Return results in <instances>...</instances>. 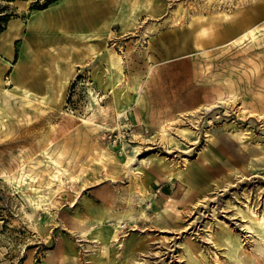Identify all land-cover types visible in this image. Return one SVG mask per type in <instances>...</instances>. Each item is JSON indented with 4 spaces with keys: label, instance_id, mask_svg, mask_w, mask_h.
<instances>
[{
    "label": "rangeland",
    "instance_id": "rangeland-1",
    "mask_svg": "<svg viewBox=\"0 0 264 264\" xmlns=\"http://www.w3.org/2000/svg\"><path fill=\"white\" fill-rule=\"evenodd\" d=\"M35 2L0 34V264H240L230 239L264 264V0H120L59 34Z\"/></svg>",
    "mask_w": 264,
    "mask_h": 264
},
{
    "label": "crops",
    "instance_id": "crops-1",
    "mask_svg": "<svg viewBox=\"0 0 264 264\" xmlns=\"http://www.w3.org/2000/svg\"><path fill=\"white\" fill-rule=\"evenodd\" d=\"M118 7H120V0H62L54 6L39 11L32 21L36 19L44 20L43 11L48 12L51 10L55 12V17L45 20L48 25L46 31L43 32L45 34L53 32L59 34L60 30L67 29L70 25H87V27H83L88 31L104 30L103 26L110 20L112 9ZM135 9L141 10L139 7ZM43 25L44 22L36 28H32L31 31L40 30ZM51 264H53L52 261Z\"/></svg>",
    "mask_w": 264,
    "mask_h": 264
},
{
    "label": "bare ground",
    "instance_id": "bare-ground-1",
    "mask_svg": "<svg viewBox=\"0 0 264 264\" xmlns=\"http://www.w3.org/2000/svg\"><path fill=\"white\" fill-rule=\"evenodd\" d=\"M26 7H27V2L26 1H23V2H21L20 3V8L22 9V10H26ZM51 13V12H50ZM52 14V13H51ZM41 15V14H40ZM54 17V16H53ZM42 22H44V20L43 19H40V20H35L34 22H31V27H30V30H32V28H36L37 26H39V25H41L42 24ZM53 24V23H52ZM51 24V25H52ZM198 26H200V25H196V26H194V28H197ZM150 32L147 30V31H145L144 32V34H145V36L147 37L148 36V34H149ZM247 34H251V35H255V32H254V30L253 29H251L250 31H248V32H245L242 36H241V38L242 37H244V36H246ZM117 56V58H119V60H121L122 59V56H120V55H116ZM113 62V61H112ZM114 63H115V60H114ZM118 63V62H117ZM8 85V84H7ZM4 89V91L5 92H7L8 90L6 89V88H3ZM103 98V97H102ZM101 101H99L98 99H96V106H95V110L93 111V113H92V116L89 118V122L91 121V122H93V121H96L97 119H99V118H102V120L103 121H107V117H108V110H109V108L110 107H112L111 106V104H107V106H103V105H101V103H100ZM113 103V102H112ZM206 110H209L210 108H205ZM196 112V111H195ZM110 113V112H109ZM1 120V119H0ZM165 137H167V135H166V133L165 132H163L162 134H161V138H165ZM49 140V143H51L52 142V138H49L48 139ZM165 140V139H164ZM171 140V139H170ZM20 154V153H19ZM17 155V154H16ZM13 156V155H12ZM13 157H15L14 159H16V160H18V167H25L26 165H27V162H26V157L23 155V154H21L20 155V157L19 156H13ZM29 157V156H28ZM130 158L129 157H127V161L129 160ZM20 167V168H21ZM17 168V167H16ZM29 173V172H28ZM6 174V173H5ZM20 175V174H19ZM57 179V178H56ZM137 187V186H136ZM139 191L141 192H139L140 194H142V195H144V192H145V190L143 189V188H139ZM132 186H131V188H130V190H128V191H126L125 192V196H124V199L126 200V201H128V199H129V197H130V199L132 198ZM133 196H134V194H133ZM135 197V196H134ZM130 201V200H129ZM129 203H131V202H129ZM42 208V207H41ZM128 217V218H133L134 217V215H132V212L131 213H126V214H122V216H121V218H117L116 217V219H117V223L115 224V228H116V230H115V234L114 235H109L110 237H107L106 238V241H114V242H116V243H118L121 239H120V237H121V234H120V224L122 223V221H123V219L125 218V217ZM145 217H146V215H145ZM260 219H261V222L264 224V215L263 216H260ZM98 224V223H97ZM96 224V225H97ZM92 226V225H91ZM248 226V228H249V230H252L251 229V227L249 226V225H247ZM89 229V228H88ZM248 232V231H247ZM250 232V231H249ZM251 232H253V231H251ZM250 232V233H251ZM83 234H85L86 232L84 231V232H82ZM99 241V240H98ZM97 241V242H98ZM261 241H263L264 242V238H262V240ZM108 242V243H109ZM113 244V243H112ZM227 249H228V254H229V256H230V258L231 259H234L235 261H237V262H239L240 264H247V263H245V261H244V259H243V257L246 255L245 254V252H243L242 251V245H240L239 244V242H236V240H233V239H230V240H227ZM122 244H120L119 243V246H121ZM264 245V244H263ZM105 248L107 247V245H105L104 246ZM110 247V246H109ZM216 258H217V256H216ZM246 259H248V258H246ZM249 264V263H248Z\"/></svg>",
    "mask_w": 264,
    "mask_h": 264
},
{
    "label": "trees",
    "instance_id": "trees-1",
    "mask_svg": "<svg viewBox=\"0 0 264 264\" xmlns=\"http://www.w3.org/2000/svg\"><path fill=\"white\" fill-rule=\"evenodd\" d=\"M3 2H0V34L5 29L6 23L9 21L10 17L13 15L11 12H9L8 9V3H11L13 1L17 0H0ZM22 1V0H18ZM42 0H36V2L32 5V8L43 10L48 8L50 4L57 3L61 0H44V3H40Z\"/></svg>",
    "mask_w": 264,
    "mask_h": 264
},
{
    "label": "water",
    "instance_id": "water-1",
    "mask_svg": "<svg viewBox=\"0 0 264 264\" xmlns=\"http://www.w3.org/2000/svg\"><path fill=\"white\" fill-rule=\"evenodd\" d=\"M22 1H27L28 5H29L30 0H22ZM22 1H18L17 0V1H13L11 3L16 4V6H19V3L22 2ZM19 8H20V6H19Z\"/></svg>",
    "mask_w": 264,
    "mask_h": 264
}]
</instances>
